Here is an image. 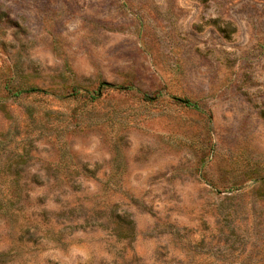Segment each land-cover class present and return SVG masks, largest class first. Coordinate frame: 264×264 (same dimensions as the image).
<instances>
[{"label":"rangeland","instance_id":"1","mask_svg":"<svg viewBox=\"0 0 264 264\" xmlns=\"http://www.w3.org/2000/svg\"><path fill=\"white\" fill-rule=\"evenodd\" d=\"M0 264H264V0H0Z\"/></svg>","mask_w":264,"mask_h":264},{"label":"trees","instance_id":"2","mask_svg":"<svg viewBox=\"0 0 264 264\" xmlns=\"http://www.w3.org/2000/svg\"><path fill=\"white\" fill-rule=\"evenodd\" d=\"M21 91H24V90H20V91H18L17 93H20ZM25 91H27V92H29V93H33V92H39V91H41V89L31 87V88L26 89ZM99 95H100V92L97 93V96H96L95 99H98Z\"/></svg>","mask_w":264,"mask_h":264}]
</instances>
